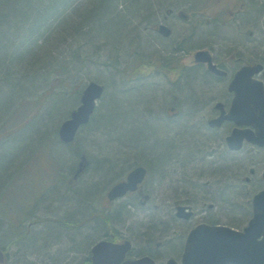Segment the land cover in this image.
I'll return each instance as SVG.
<instances>
[{"label":"rangeland","instance_id":"374dc122","mask_svg":"<svg viewBox=\"0 0 264 264\" xmlns=\"http://www.w3.org/2000/svg\"><path fill=\"white\" fill-rule=\"evenodd\" d=\"M147 1L150 5L141 1L142 6L148 5L147 10H140L134 17L125 15L132 7L130 2L122 1L116 7V12L125 16L122 17L124 37L121 41H113L104 35L67 38L65 32L69 24L80 19L77 16L70 20L66 15L50 20L36 43L30 37L21 40V32L18 38L7 32V39L12 38L13 45L20 46L17 50L26 51H16L17 56L11 57L3 55L4 46H0V74L4 71L3 64L13 68L16 74L12 80L14 86H0V245L6 244L7 240L13 242L11 263L7 264H74L83 261L90 246L105 231L108 236L117 232L131 239L132 255L148 252L152 244L160 241L163 256L169 253L178 258L187 232L200 221L218 222L237 229L247 224L251 216V197L264 188V147L232 151L225 163L222 156L221 162L213 163V166L195 162L199 167H214L205 169L208 184L202 171L199 172L200 179H186V185L177 181L185 168L196 164L183 166L176 162L174 153L182 154L203 138L194 133L195 127L191 125L194 120L188 121L181 115L169 116L167 108L172 105L161 101L164 96L174 94L170 85L165 77L157 73L150 75L147 66H143L147 65L148 55L154 52L152 58L155 60V49H160L154 34H148L147 27L151 29L155 20L165 17L168 8L198 11L196 16L203 19L208 0ZM82 8L86 11L93 7L84 1ZM241 12L239 20L217 27L203 26L201 30L208 33L215 28L223 36L242 37L243 49L254 48L258 40L263 39L264 55V0H245ZM147 13L152 15L148 21ZM8 20L3 15L0 23ZM178 21L183 24V20ZM116 25L117 22L112 21L101 26L105 30L110 26L113 37L114 33L121 32L114 31ZM88 28L84 27L85 30ZM2 30L3 25H0V41L4 34ZM213 38L217 39L216 36ZM213 49L221 52L225 46L216 45ZM75 50L80 55L79 61L70 60ZM7 52L11 54L9 49ZM60 77L65 81L56 84ZM90 80L105 86L92 119L81 126L74 142H61L57 136L58 127L77 106L76 91L81 92ZM180 95L186 99L192 95L191 90L185 89ZM182 104L183 112H187L190 103ZM82 155L89 163L83 166L81 174L76 175ZM165 157H168L167 162ZM147 158L149 162H146ZM138 164L147 168L144 187L149 198L146 202L140 204L134 197L108 202V189ZM154 164L162 166L161 173L153 172ZM250 167L255 169L253 175L249 172ZM209 171H214V177ZM219 171L222 174L215 177ZM184 174L189 175L188 172ZM245 176H250L251 180L245 181ZM226 182L227 190L218 194L217 189L224 187ZM93 185L96 187L94 192L88 195L81 211L77 210L80 209L79 199H83L81 194ZM185 186L189 194L184 192ZM213 189L216 198L214 192L206 194ZM210 202L213 203L211 208ZM124 203H133L131 209ZM225 203L230 205L227 207ZM177 204L192 205L194 215L189 219L178 218L175 216ZM70 210L78 216L67 219ZM125 215L126 219L123 218ZM26 217H29L27 227H33L24 228L26 231L21 235L16 234ZM65 221L67 226L62 227L61 222ZM81 225L86 226L81 232L87 228L92 231L88 230L91 233L87 249L78 253L73 244L78 245L80 238L72 236V230ZM57 234L60 237L55 239ZM17 235L25 237L15 240ZM52 235L54 242L41 239ZM69 236L75 243H71ZM31 239L36 247L29 245ZM43 251L45 256L37 255ZM73 256L81 260L69 263L66 258L69 260Z\"/></svg>","mask_w":264,"mask_h":264},{"label":"flooded vegetation","instance_id":"af4514ba","mask_svg":"<svg viewBox=\"0 0 264 264\" xmlns=\"http://www.w3.org/2000/svg\"><path fill=\"white\" fill-rule=\"evenodd\" d=\"M244 4L245 0H208L204 16L205 18L203 19L196 16L199 13L198 11L187 12L180 8H168L165 17L161 20H155L151 25V29L147 27L148 34H150V36L151 33L154 34L160 49H155L157 50L154 55L155 60L152 58L153 52L151 55H148L149 59L147 60V65L143 64V66H147L150 75L157 73V75L160 74L165 77L173 91L172 93H174L168 97L164 96L161 103L168 106L172 105L167 108L169 116L175 117L181 115L183 119L185 117L188 121L194 120V125L191 123L192 127H195L193 128L194 133H196L197 137L201 135L203 138L198 139L197 145L193 144L194 146L190 149L186 148L182 154L177 156V152L174 153V156L178 159L176 162H181L183 166L184 164H194L195 162L209 165L214 163L217 165L221 162L222 156L224 163L226 157L230 159V153L232 150L228 145L227 138L231 135L237 125H235L233 121L225 118L217 124L215 119L220 117L222 111L223 115L228 113L229 107L235 96V91L230 89V85L235 78L236 73L242 67L256 66L257 64L262 65L263 68L258 72H255L252 75V79L255 81H261L264 89L263 39H259L254 48L250 47L243 49L241 45V42H243L242 37L239 39L236 37L223 36L216 32L215 28H212L208 33H203V30H201L203 26L212 25L213 27H217L222 24H227L228 21L239 20V14L242 13V6ZM227 13L230 14V16H226ZM178 19L183 20V24H179ZM160 24L167 26V34L159 31ZM214 36H216L217 39L213 38ZM221 39H223L224 42L218 43L217 41ZM226 41L227 43H225ZM216 45H224L225 49L221 50V52L216 51L213 49ZM199 50L206 51L209 59H197L195 52ZM185 89L191 90L192 94L191 96H186V99L180 95V92L182 93ZM184 102L190 103L187 112H183L182 109V103ZM175 105L178 107L176 108ZM164 108L166 110L165 106ZM242 127L247 128V125H243ZM217 136L218 139L216 138ZM216 142H218V145H215ZM199 143H201V145ZM247 146L256 148L257 145L250 144L248 141H243V147L241 149L244 147L247 148ZM188 159L189 161L191 160V162H189ZM213 168L214 167L211 166L208 167V165L199 167L197 164L191 165L190 167L188 166L183 170V174H181V177H179L177 181L186 185L188 183V180L186 179H200L199 172L201 171L202 175H205L206 179L209 180L205 169L212 170ZM131 169H133V167L124 173V176L117 182L124 180ZM186 172H188L189 175H185L184 173ZM208 173L212 174L214 177V171H209ZM252 173L254 174L255 170H253ZM218 174H221V172L219 171L215 174V177H219ZM146 177L147 174L144 181L137 186L135 191H128L119 199L126 200L134 197L138 199V202L140 203L142 198L147 195V189L144 187ZM227 178H229L228 174ZM226 183L228 185V182ZM184 192H187L186 188ZM209 192L213 193L214 189L207 191L206 194ZM187 193L189 194V191ZM228 194H230V192H228ZM124 204L131 209L133 203ZM183 205H186L193 211L192 205ZM211 207H213L212 202L209 203V208ZM126 211L129 212V210ZM203 212L205 213V211ZM201 222L218 223L207 220ZM79 227L82 229L86 228L85 225ZM115 231L116 230L113 232ZM83 233H86V230H83ZM115 234L112 233L110 236L103 234L100 238H97L85 254L83 261L81 259H79L81 260L79 261L75 256L71 257L69 260L66 258V260L69 263L79 261L74 264H92L91 247L99 240L106 239L110 241L111 239L113 242L121 243L126 239H129L127 236L121 235L120 233L116 232ZM129 240L131 241V239ZM131 243L132 247L127 251L125 255L126 259L149 255L154 259L156 264H165L169 258H174L176 261H179L182 254L181 251L178 258H175L169 253L163 256L164 253H160L163 249V243L158 241L154 244L150 243L155 246L151 245V249H149L148 252L141 255H132L133 242L131 241ZM7 247L10 248L8 244L3 247L6 254V261H8L10 255V249ZM86 249L87 247H85V250ZM37 255L45 256V253L42 252Z\"/></svg>","mask_w":264,"mask_h":264},{"label":"water","instance_id":"95a60500","mask_svg":"<svg viewBox=\"0 0 264 264\" xmlns=\"http://www.w3.org/2000/svg\"><path fill=\"white\" fill-rule=\"evenodd\" d=\"M159 31L168 33L164 24L159 25ZM196 58L208 60L207 52L199 50ZM213 67V66H212ZM263 66H244L235 75L230 89L235 91L233 102L228 113L217 117L216 123L229 119L236 125H251L252 129L235 128L228 136V144L232 149L241 147L245 139L264 145V89L261 81L252 79V75ZM104 86L90 81L84 88L80 104L70 117L65 119L58 130L59 138L64 142L73 141L77 130L88 123L95 108V100L100 98ZM221 106V105H220ZM89 163L81 156L76 175L83 166ZM145 168L138 166L127 175L126 180L116 183L108 192V199L124 195L128 190H135L145 175ZM147 196L144 197L146 199ZM183 206L177 207L176 215L188 218L191 212H185ZM131 244L125 240L114 243L101 240L91 250L92 264H154L151 257L145 255L135 259H126V252ZM4 261V252L0 249V263ZM167 264H177L170 259ZM181 264H264V190L257 192L252 199V216L243 230H236L226 225L198 224L187 235Z\"/></svg>","mask_w":264,"mask_h":264},{"label":"trees","instance_id":"16d2710c","mask_svg":"<svg viewBox=\"0 0 264 264\" xmlns=\"http://www.w3.org/2000/svg\"><path fill=\"white\" fill-rule=\"evenodd\" d=\"M84 1L87 3H91L93 8H89L85 11L84 8H82V4ZM122 1H124L125 3H127L128 1L132 5V7L128 9V13L125 14L127 17L128 16L134 17L137 14V12H139L142 9L147 10V6L150 5V2L147 0H0V18L3 15L9 18L7 22H4V23L1 22L2 24L0 23V25H3L2 32L4 33L0 41V46H4L2 54L5 53L8 56L10 55L11 57H16L17 56L16 51H19V50L25 51V50H22V48L17 50L20 46H14L13 42L11 41L12 38L7 39V36L10 33L13 34L15 38H18L17 35L21 32V36H20L21 40H23L24 37L26 38L30 37V38H33L34 43H36V41L39 39L38 37H40V35H42V32L45 31V28H46L45 25L50 20L59 19L65 15H66V18L70 20H72L73 18L77 16L80 19L78 22L74 21L71 24H69L68 26L69 29H67V31L65 32L67 38L73 37L72 39H75L76 37L78 38L80 36L98 37L100 35H104L105 37L111 38V40L113 41H116V40L121 41L122 38L124 37V35L122 34L123 28L121 27L122 22H123L122 17H125V16L121 13L116 12V7H118ZM141 1H143V3H147L148 5L146 6L144 4V6H142L143 3L141 4ZM94 4H95V7H94ZM147 14L149 16L147 17V21H148L149 19H151L150 17H152V15L149 13ZM112 21L117 22V25L114 31L115 32L121 31L119 34L114 33L113 37L111 35L113 30L110 26H108L106 30L102 28L101 26L103 24H109ZM118 21L120 22L118 23ZM71 25H72V30L70 29ZM85 26L86 27L89 26V28L85 30L84 29ZM133 30L135 31L137 29L134 28ZM8 31H9V34L7 35ZM67 38H64V40H66ZM7 49L11 51V54L9 52L6 53ZM79 58H80V55H78L77 50H75L74 53L71 55L70 60L73 61V59H77L79 61ZM1 68L4 71H1L2 73L0 74L1 76L0 86L1 85L8 86V87L14 86L12 80L16 74H14L13 68H10V66H5V64L1 65ZM63 81H65V78L60 77L59 79L55 81V83L58 84ZM16 87H18V85H16ZM69 145L72 148L74 147L72 146V144H69ZM147 153H150V151H148ZM168 153L170 154V150L168 151ZM167 158L165 157V160H164L165 162H167ZM145 160H147L146 162L150 161L149 158ZM160 165L162 164L160 163ZM160 165L154 164L153 172L161 173L162 166L160 167ZM226 186L227 184H225L224 187H219L217 189L218 194H220L222 190L224 191L227 190ZM95 188L96 187L93 185V187L91 186L89 187V189L88 188L85 189L83 194H81L83 199L82 200L79 199L81 202L77 203L78 207H80V209H77V210L81 211V208L85 205L84 203L86 202V198L88 197L90 193L94 192ZM185 188L187 190V186H185ZM83 195L85 196V199ZM229 195L226 196V200H227V197L229 199ZM214 196L216 198V192H214ZM82 204L84 205L82 206ZM228 205H230V203H225V206H228ZM73 215H74V211L71 213V210H70L67 215V219H70V217H73ZM74 216H78V214L75 213ZM123 218L126 219V216ZM61 224H62V227H66L68 223H66L65 221V222H61ZM88 230L92 231V229L87 228L86 233H83L81 232L82 231L81 227L73 228L72 236H75V237L79 236L80 238L78 245L73 244L75 243V240L71 236H69L70 237L69 239H71V243L73 244V246H76V251L78 253H83L85 250V247L87 246L86 244L88 240L90 239V233H91V232H88ZM103 234L107 235L108 232L105 231ZM53 235L49 237L41 238V239H45L46 241H49L48 243H50L51 241L54 242V240H52L54 238ZM57 235L58 236H55V239L60 237L59 234ZM34 239H31V241H29L28 243L31 246L34 244L35 245L34 247H36V244L34 243L35 242ZM41 253L42 252H39V254Z\"/></svg>","mask_w":264,"mask_h":264}]
</instances>
